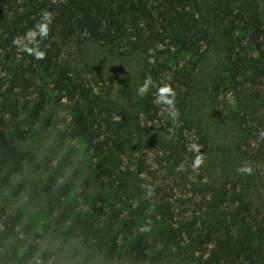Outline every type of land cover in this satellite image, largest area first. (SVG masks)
<instances>
[{
	"label": "trees",
	"instance_id": "trees-1",
	"mask_svg": "<svg viewBox=\"0 0 264 264\" xmlns=\"http://www.w3.org/2000/svg\"><path fill=\"white\" fill-rule=\"evenodd\" d=\"M1 29L0 55L5 53L8 86L0 92V193L26 190L19 177L27 154L16 139L29 141L50 126L53 89L72 102L75 134L109 163L108 188L100 195L104 205L67 215L65 236L95 245L109 259L124 249L134 261L156 264L164 254L158 244L179 236L193 249L190 264H264V196L258 201L255 191L264 183V19L258 0H0ZM128 31L138 40L132 43L137 47L146 41L167 44L160 53L168 61L198 53L214 32L225 47V68L216 78L215 91L235 96L238 111H229L233 114L228 117L238 130L242 164L250 172L230 177L215 189L216 217L207 211L204 216L194 212L179 217L164 189L145 184L144 175L151 173L145 158H138L137 171L130 161L123 165L144 132L140 116L109 114L91 84L75 83L65 75L61 42L87 35L118 46ZM175 64L159 66L170 71L169 90L177 96L189 88L197 63ZM98 73L102 78L101 69ZM156 98L152 90L142 96L146 115L152 114ZM178 150L189 153L185 144L170 146L165 162L173 160L181 169L185 157ZM221 207L228 211L221 212ZM158 212L171 222L159 235L151 232ZM16 225L14 216L0 207V227L8 238L16 237ZM43 259L42 264H48L50 257L43 254Z\"/></svg>",
	"mask_w": 264,
	"mask_h": 264
},
{
	"label": "rangeland",
	"instance_id": "rangeland-1",
	"mask_svg": "<svg viewBox=\"0 0 264 264\" xmlns=\"http://www.w3.org/2000/svg\"><path fill=\"white\" fill-rule=\"evenodd\" d=\"M258 2L264 19V0ZM3 32L1 29L0 36ZM220 41L214 32L198 53L172 61L160 53L167 44L146 41L137 47L138 40L130 31L118 46L94 41L87 35L61 42V61L68 79L91 84L109 114L118 116L125 111L129 117L140 116L144 132L122 164L130 161L128 165L137 171L138 158H145L151 172L144 175L145 184L164 189L179 217H189L194 212L204 216L206 211L207 215L214 213L216 217L218 211L214 212L212 201L215 189L230 177L242 176L243 172L237 170L245 167L239 151L238 130L228 117L238 111L234 106L235 96L230 91L218 96L215 91L216 78L225 68V47ZM1 54L0 92H3L8 86V72L5 53ZM194 61L197 65L189 88L182 90L181 95H169L170 71L163 72L159 63L175 67V63L191 66ZM98 69L102 70V78ZM146 81L147 90L157 97L149 115L142 111L143 95L137 94L138 87ZM49 97L50 126L29 141L16 139L27 154L25 172L19 177L26 190L17 195L8 191L0 193V207H5L17 221L15 238H8L0 227V261L42 264L46 254L50 257L48 264H148L134 261L124 249L117 257L106 258L95 245L64 235L67 215L102 206L100 195L108 188L105 169L109 163L106 157L95 156L75 134L72 102L53 89H49ZM183 97H186L184 102L180 100ZM166 100L172 101L171 108ZM179 144H185L189 150L188 154L178 150L179 156L185 157L181 169L173 160L171 164L165 162L169 147ZM255 191L259 192L256 198L261 201L264 183L259 182ZM220 210L228 211L222 207ZM157 215L151 232L159 235L170 228L171 222L160 212ZM165 241L164 245L158 244L164 254L156 264H190L193 249L187 246L188 240L168 236ZM11 257L18 260L14 262Z\"/></svg>",
	"mask_w": 264,
	"mask_h": 264
},
{
	"label": "clouds",
	"instance_id": "clouds-1",
	"mask_svg": "<svg viewBox=\"0 0 264 264\" xmlns=\"http://www.w3.org/2000/svg\"><path fill=\"white\" fill-rule=\"evenodd\" d=\"M44 15H45L46 18H48L49 22H51V18L49 16V14L45 13ZM146 91H147V81L143 85L138 87L137 94L142 96V95H144L146 93ZM168 94L171 95L170 92ZM158 95H159V93H158ZM165 103H167L169 105V107L171 108V105H172V101L171 100H166ZM169 114L174 116V113L171 112V111H170ZM237 171L250 172V169L241 168V169H238Z\"/></svg>",
	"mask_w": 264,
	"mask_h": 264
}]
</instances>
